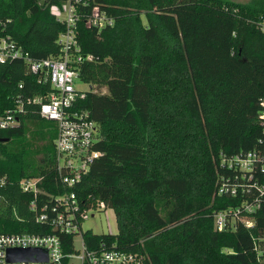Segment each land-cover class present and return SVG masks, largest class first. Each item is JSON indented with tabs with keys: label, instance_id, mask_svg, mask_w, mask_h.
<instances>
[{
	"label": "trees",
	"instance_id": "1",
	"mask_svg": "<svg viewBox=\"0 0 264 264\" xmlns=\"http://www.w3.org/2000/svg\"><path fill=\"white\" fill-rule=\"evenodd\" d=\"M64 1L0 0V34L33 57L56 55L63 25L51 7ZM92 5L112 16L113 25L97 30L84 19L77 25L81 51L91 57L79 64V78L91 89L77 106L99 125L101 155L75 190L87 206L101 202L113 210L117 233L85 230L88 247L103 241L140 254L146 264H262L264 198L250 227L238 221L217 230L214 214L236 209L255 192L219 194L222 185L236 186V170L222 165V157L264 156L257 120L264 98V0ZM25 71L21 62L0 64V114L17 94L38 93ZM30 126L43 140L37 149L26 137ZM55 135L35 104L25 106L17 126L0 128V233L51 232L35 222L28 208L33 196L19 181L42 175L45 189L62 191L53 175ZM254 180L263 183V175L241 182ZM61 238L71 251L72 238Z\"/></svg>",
	"mask_w": 264,
	"mask_h": 264
},
{
	"label": "built area",
	"instance_id": "2",
	"mask_svg": "<svg viewBox=\"0 0 264 264\" xmlns=\"http://www.w3.org/2000/svg\"><path fill=\"white\" fill-rule=\"evenodd\" d=\"M90 5V0H65L62 5H53L52 12L62 23L63 30L58 34L57 54L48 57H33L28 50L8 34H0V64L21 62L25 72L30 73L38 87L35 95L17 94L13 97V106L0 114V128L5 129L19 124V116L25 112L26 105L35 104L41 118L53 122L56 135L54 139L53 175L55 181L63 186L62 191L51 192L40 183L43 176L25 177L19 181L22 191L32 194L28 204L35 222L47 224L49 233H0V264H146L143 256L122 249L106 246L101 241L94 247H88L84 240L82 222L101 205H86L75 190L94 161L101 155L95 148L99 140V125L90 116L88 110L79 109L77 101L84 98L90 85L79 78V64L90 55L84 54L77 40V25L80 19L97 30L113 25V18L104 10ZM90 7L89 14H85ZM88 85L81 88L77 85ZM46 85L48 86L46 89ZM18 89L24 88V82L18 83ZM31 86V85H30ZM31 88V87H30ZM257 120L264 128V98ZM222 165L236 170V186L219 188V194L229 193L237 196L238 191L255 189L252 200H244L236 209L228 208L214 214V226L217 230L233 227L235 222L245 226L253 225L254 212L264 198V181L257 180L245 185L241 180H253L256 172L264 178V156L256 151L244 154L236 153L222 157ZM240 177L241 180H238ZM240 187L237 186L238 182ZM245 186H248L245 188ZM91 216H94L91 213ZM69 236L71 251L61 238ZM75 238H78L76 244ZM264 240V236L262 237ZM68 244V242H67ZM39 248L46 252V261H8V248Z\"/></svg>",
	"mask_w": 264,
	"mask_h": 264
},
{
	"label": "rangeland",
	"instance_id": "3",
	"mask_svg": "<svg viewBox=\"0 0 264 264\" xmlns=\"http://www.w3.org/2000/svg\"><path fill=\"white\" fill-rule=\"evenodd\" d=\"M239 2H245L247 0H235ZM77 85L81 88H88V85L78 84ZM99 92H106V88L102 87L98 90ZM35 132H37V129L35 126H30L26 137L32 142L33 148L37 149L42 143L43 140L36 136ZM42 156L41 153H37L35 155V158H40ZM91 213L94 214V216H91ZM82 229L90 230L95 234H116L117 233V224L115 220L114 212L111 208L105 207L104 205H101L99 209L90 212L88 217L85 218L82 222ZM76 244L78 243V238H75ZM264 264V261L262 262Z\"/></svg>",
	"mask_w": 264,
	"mask_h": 264
},
{
	"label": "water",
	"instance_id": "4",
	"mask_svg": "<svg viewBox=\"0 0 264 264\" xmlns=\"http://www.w3.org/2000/svg\"><path fill=\"white\" fill-rule=\"evenodd\" d=\"M8 261H46V252L39 248H8L6 251Z\"/></svg>",
	"mask_w": 264,
	"mask_h": 264
}]
</instances>
